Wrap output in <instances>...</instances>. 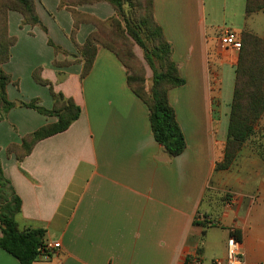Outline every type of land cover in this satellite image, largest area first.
Instances as JSON below:
<instances>
[{
	"label": "crops",
	"instance_id": "0c3cea01",
	"mask_svg": "<svg viewBox=\"0 0 264 264\" xmlns=\"http://www.w3.org/2000/svg\"><path fill=\"white\" fill-rule=\"evenodd\" d=\"M209 1L219 3L221 24H209L206 0L153 2L155 20L186 81L168 92L187 143L177 157L156 141L148 108L130 89L127 69L112 51L100 47L85 77L78 59L56 67L50 51L43 55L47 35L42 28L23 24L19 12L9 11V34L17 41L3 66L11 76L7 96L14 103L7 119L22 132L9 144H20L26 134L57 121L16 99V84L23 90L22 65L28 66L32 98L44 93L45 86L32 75L41 67V77L81 108L66 131L37 142L23 160L7 152L0 159L22 202L20 229L43 228L47 241L60 243L33 264H182L196 252L209 262L225 257L230 236L241 242L249 262H264V160L243 147L228 169H216L224 156L232 102L221 90L222 68L235 67L238 58L237 50L218 48V37L225 28L263 36L264 11L247 15L246 0L236 10L228 0ZM54 2L52 9L47 0H35L42 22L40 6L50 14L58 9L64 31L73 28L71 12L59 7L61 0ZM77 10L101 20L115 14L106 2ZM94 30L93 24L82 23L77 43L84 44ZM223 116L228 125L220 137L216 129L223 128ZM0 264L21 263L0 248Z\"/></svg>",
	"mask_w": 264,
	"mask_h": 264
},
{
	"label": "trees",
	"instance_id": "16d2710c",
	"mask_svg": "<svg viewBox=\"0 0 264 264\" xmlns=\"http://www.w3.org/2000/svg\"><path fill=\"white\" fill-rule=\"evenodd\" d=\"M98 2L111 5L122 20L115 18L107 24L105 20L77 10L79 6ZM153 2L154 0H61L59 7H66L71 12L74 20L73 35L82 23L95 26V30L82 45L75 42L72 36L82 56V77L91 71L100 47L112 51L127 69L130 89L148 108L156 141L168 155L177 157L185 151L187 143L175 111L169 104L168 92L183 86L186 81L179 74L177 64L172 58L171 44L155 20ZM261 10L264 11V0H246L247 15ZM9 11L19 12L23 16V24L42 25L35 0H0V122L3 113L14 106L7 96L11 76L3 68L10 60L11 47L17 41L15 36L9 34ZM237 39L240 49L235 68L227 139L223 160L217 163V170L228 169L247 143L253 144V149L264 160V145L255 140L260 122L264 118V35L242 31L237 34ZM132 42L144 50L145 60L153 70L150 94L145 88L143 64L133 52ZM54 64L61 66L58 61ZM32 75L37 83L49 87L53 106L48 110L36 102L22 105L45 116H55L57 121L26 134L20 144L8 145L7 154L15 155L19 161L31 153L37 142L66 131L81 115V108L73 99L56 92L51 82L41 77V68L34 70ZM21 204V199L14 192L10 180L5 177L0 163V248L17 258L21 264H33L41 254L48 251L46 230L20 229L17 217L21 213ZM208 224V221L202 223L205 228Z\"/></svg>",
	"mask_w": 264,
	"mask_h": 264
},
{
	"label": "rangeland",
	"instance_id": "374dc122",
	"mask_svg": "<svg viewBox=\"0 0 264 264\" xmlns=\"http://www.w3.org/2000/svg\"><path fill=\"white\" fill-rule=\"evenodd\" d=\"M54 1L53 0H47V4H50L52 6V9L55 7V4H56V2H54ZM206 1H207L206 12H207L209 24L210 25H213V23L221 24L223 15H222V10L219 7V3L218 4L216 3L213 5L210 3L209 0H206ZM98 3H102V2H98ZM98 3L85 4V6L96 5ZM240 4H241L240 0H228V7L229 8H234L236 10L237 8H239ZM82 6H84V5H82ZM79 7H81V6H79ZM79 7H77V8H79ZM125 8H126V10H128L127 5H125ZM57 10L58 9H56L55 11H52L51 12L52 14H50V13H48V11H46V9H44V7L40 6V11L42 13V16H43L45 23H43L41 20L42 25H39V26L42 28L44 33L47 35V38L45 39V41H46L45 48L42 50L44 51L43 55L45 57H47L48 51L51 52V56L53 57L52 58V62H53L52 64H54L55 61H58V60H56L57 59L56 57L64 56V60L58 61V62H61V66H59V67H68L69 65L74 64V62H76L77 59H78L77 62L82 61V56H81V53L79 52V50L77 49L78 55L80 56V58H77L76 57L77 50L74 51V48L76 47L75 42L77 41L76 40L77 39V33L75 35H73V33H72L73 28H66V31L63 30V28L60 26V23L58 22V20H60L63 25L65 24V21L61 15V13L58 12ZM115 18L122 20V17H120L117 13H115L112 17H110L109 19H106L105 21H107V24H110L111 21ZM49 28H50V30H48ZM248 32H250V31H248ZM72 36L75 38V42H74ZM16 39H17V37H16ZM132 44H133V46H132L133 52L136 54V56L140 59V61L143 64V70H144V76H145V88L150 94L151 90H152V86H153V79H152L153 78V70L149 67V65L147 64V62L145 60L144 50L141 47H139L135 42H132ZM237 52L239 54V50H237ZM65 56H67V58H69V59L71 57V59L68 61ZM237 62H238V58H237ZM54 66H55V64H54ZM236 66H237V63L235 65V67L234 66H231V67L226 66L224 68V70L222 68L221 90H222V93L224 92V100H226L227 102L232 100L231 97H232V93H233V89H234V83H235V68H236ZM27 67H28L27 65L21 66L22 72L20 74V77H21L20 86L22 85L21 88L23 90L20 92V90L18 88L19 86L16 84V89L13 92V93H15L14 95H15L16 99L22 103H23V101L36 102L37 104H39L40 106H42L44 108L49 107V97L51 96L50 98H52L51 91H50L49 87H46L45 85H43L45 87H42V90H44V93L42 92L41 98H32L30 95H28V93H27L28 87L26 86V81H27V78L29 79L30 75L26 71ZM38 68L40 69L41 67H38ZM38 68H35V70ZM52 101H53V99H52ZM230 105H231V103H230ZM2 116H3L2 120H4V122H2L3 125L0 126V159H2V156H5L9 143L11 141H13L11 139H13V137H15V139L20 140L19 134L22 133L19 127L11 124L10 119L9 120L7 119L8 118L7 112H4ZM23 118H25V120H29L26 117H23ZM223 118H224L223 128L222 129H216V133H217V135H220V137L223 135V131L225 130L226 125H228L227 118L225 116H223ZM255 140L257 141L258 144L262 143L264 145V118L260 122V125L258 127V134H257ZM252 146H253V144H250V143H247L246 145H244V147H247L250 150L252 149L253 151H255L253 149L254 146L253 147Z\"/></svg>",
	"mask_w": 264,
	"mask_h": 264
},
{
	"label": "built area",
	"instance_id": "2783aa9c",
	"mask_svg": "<svg viewBox=\"0 0 264 264\" xmlns=\"http://www.w3.org/2000/svg\"><path fill=\"white\" fill-rule=\"evenodd\" d=\"M217 46L220 50L232 48L240 49V43L237 39V34L231 28H225L218 37ZM59 242H46V249L59 248ZM182 264H264V262L251 263L246 259L245 253L242 249L241 242L234 236H230L227 240L226 255L223 258H214L207 261L200 253H193L186 257Z\"/></svg>",
	"mask_w": 264,
	"mask_h": 264
}]
</instances>
